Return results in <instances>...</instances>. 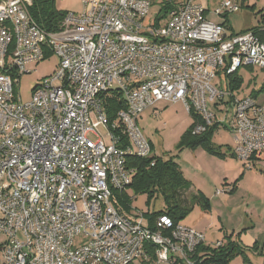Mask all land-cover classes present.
Listing matches in <instances>:
<instances>
[{"label": "built area", "instance_id": "1", "mask_svg": "<svg viewBox=\"0 0 264 264\" xmlns=\"http://www.w3.org/2000/svg\"><path fill=\"white\" fill-rule=\"evenodd\" d=\"M152 2L82 0L47 32L32 0H0V264H200L198 247L222 245L166 214L119 211L112 197L133 182L130 160L155 156L137 119L161 101L196 115L192 135L228 126L238 159L264 153V98L229 89L242 68L264 72V43L253 30L227 34L195 0H164L175 5L151 25ZM239 9L225 0L220 15ZM48 54L54 73L22 102L21 77ZM109 99L124 105L113 119Z\"/></svg>", "mask_w": 264, "mask_h": 264}, {"label": "rangeland", "instance_id": "2", "mask_svg": "<svg viewBox=\"0 0 264 264\" xmlns=\"http://www.w3.org/2000/svg\"><path fill=\"white\" fill-rule=\"evenodd\" d=\"M223 1L207 0L206 19L213 24L227 22L235 32L256 26L260 9L264 11V0H231L240 4V10L220 15ZM54 5L63 13L78 14L83 10L82 0H54ZM174 5L164 0H153L146 22L163 24L167 20V11ZM56 64L57 58L51 55L30 68L35 71L21 77L16 93L22 102L30 100L33 87L52 75ZM237 73L242 79L240 95L250 94L257 100L264 98V92L252 94L262 84L264 72L242 68ZM191 124L192 120L181 102H158L137 119V126L151 145L155 157L171 160L182 175V201L179 204L190 210L178 223L201 232L207 243L222 241L224 244L227 238L236 239L245 252L246 264H264V153L256 154V159L249 161L238 159L233 154L234 135L228 126L226 129L217 127L209 137L207 147L199 145L192 148L190 143L195 138L182 142ZM97 131L104 136V131ZM88 137L96 139L91 134ZM152 190L153 193L148 194L129 186L124 192L126 212L131 216L143 214L148 217L166 210V200L160 189ZM198 192L208 200L209 210L201 201L192 199V195ZM3 243L4 238L0 234V246ZM229 264L244 262L241 256H234Z\"/></svg>", "mask_w": 264, "mask_h": 264}, {"label": "trees", "instance_id": "3", "mask_svg": "<svg viewBox=\"0 0 264 264\" xmlns=\"http://www.w3.org/2000/svg\"><path fill=\"white\" fill-rule=\"evenodd\" d=\"M30 14L37 24L45 29L47 32L57 31L59 23L61 22L65 13L56 9L54 5V0H32V6L30 7ZM258 39L264 43V31L255 32ZM51 54H48L46 58H49ZM249 71L253 69L248 68ZM242 79L238 77V73L229 76V89L231 91L241 92ZM264 92V80L260 85L259 89L252 91V94L257 95ZM107 114L110 119L114 118V112L123 109V102L117 101L116 99H109L106 103ZM189 116L192 120L191 127L188 133L182 138V142H187L190 138H195L191 142V147L195 148L197 146L207 147L209 137L215 131L218 125H213L208 127L205 132L200 135H192L191 131L194 124L198 121L196 115L190 111ZM227 151L230 152L228 149ZM221 156L220 154H217ZM251 159H256V154L252 155ZM131 166L136 170L133 182L130 187L134 188L136 191L147 192L152 194L154 188L160 189L162 192L167 209L164 211H158L151 216L153 219L161 214L168 215L174 222H178L181 218L187 215L190 208L179 204L182 200L180 199V186L183 183V178L179 172L176 164L171 160L163 161L160 158H134L129 162ZM153 163V165H151ZM117 201H115V199ZM192 199L201 201L206 210H209V203L207 199H204L201 193H196L192 195ZM172 201V202H171ZM112 202L119 209V211L126 212V194L124 192H114L112 197ZM234 256H241L244 264H246V255L238 241L232 238H227L225 243L217 248H211L209 246H200L197 248L194 258L199 260L200 264H229L230 260ZM152 256V260H153ZM140 264H152L151 262H141Z\"/></svg>", "mask_w": 264, "mask_h": 264}, {"label": "crops", "instance_id": "4", "mask_svg": "<svg viewBox=\"0 0 264 264\" xmlns=\"http://www.w3.org/2000/svg\"><path fill=\"white\" fill-rule=\"evenodd\" d=\"M195 1L198 2L197 0H195ZM203 2H205V3L204 4L201 3V2H198V3H200L204 7V9H205V16L207 18V13H208L207 0H203ZM239 6H240V4H239ZM259 14H260L259 15L260 18H259L258 24L256 26H247L246 28H244L243 30H240L238 32L233 31L230 26H227V24H226L227 22L226 23L225 22L224 23H219V24H221V25H223L225 27V29L227 31V34H239V33H243V32L248 31V30H253L255 32L256 31H264V29H263V27H264V11L262 9H260ZM233 240H235V239H233ZM210 244H212V243H207L206 242V245H210ZM177 264H179V263H177Z\"/></svg>", "mask_w": 264, "mask_h": 264}]
</instances>
